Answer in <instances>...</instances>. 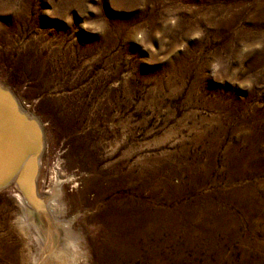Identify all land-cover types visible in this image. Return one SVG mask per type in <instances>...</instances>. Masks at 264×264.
<instances>
[{"label": "rangeland", "instance_id": "obj_1", "mask_svg": "<svg viewBox=\"0 0 264 264\" xmlns=\"http://www.w3.org/2000/svg\"><path fill=\"white\" fill-rule=\"evenodd\" d=\"M0 89L73 264H264V0H0ZM13 180L0 264H34Z\"/></svg>", "mask_w": 264, "mask_h": 264}, {"label": "bare ground", "instance_id": "obj_2", "mask_svg": "<svg viewBox=\"0 0 264 264\" xmlns=\"http://www.w3.org/2000/svg\"><path fill=\"white\" fill-rule=\"evenodd\" d=\"M8 99H9L8 96L4 94H0V118L2 119H5L4 114L8 111V108L10 107L9 102L11 100ZM14 109L15 112L18 115H20L16 105ZM21 117L25 119L27 122H30L28 121L30 120V118L26 117L28 119L27 120L22 115ZM38 128L40 130V135L42 140V133H41L42 131L39 126ZM7 132L8 129L6 128L5 125H3L2 128H0V149H1L0 176H5L9 173L8 168L10 164L7 165L6 163L3 162V159L5 158V154H6V149L8 147V145L6 146ZM38 153L39 151L36 154H31L28 157H26L24 162L21 164L20 169L16 172V174L12 178V180L14 179L13 181L16 182V185L24 192L23 196L19 193L21 190H19V192H15L16 194L15 196L17 197L18 201L23 205L26 204V206L27 205L34 206L33 208L35 210L33 212V210L31 211L29 208L27 209L26 207L27 217H25L24 219V222L26 224H28L27 222L29 219V221L32 222L35 226L33 228L37 230V233L34 235V241L37 243L41 252L38 253V256H36V258L34 257L35 261H33V263L34 264H73L71 260H73V257L75 255L74 248L72 247L73 252H71V250L70 252H68L69 241H70L68 240L69 232L63 227L61 223H59L58 220H55L56 218L53 219L52 206L56 205L57 201L53 200V202L48 203L49 197L45 196L41 198L39 195L36 194V191L34 190V187L32 185L34 184L35 181L32 179V177L34 176L38 166ZM12 180H10V182ZM25 184L30 185V189L26 190L27 188L25 187ZM51 196L53 197L55 196V194ZM46 209L49 210L48 211L49 214L46 212ZM48 251H52V252L48 254L49 253ZM7 253H8V259L11 260V257H13L14 260L16 259V256L12 254L13 252H7ZM48 256L50 257L48 258ZM22 260L26 263L31 264V262H28V257H23Z\"/></svg>", "mask_w": 264, "mask_h": 264}, {"label": "water", "instance_id": "obj_3", "mask_svg": "<svg viewBox=\"0 0 264 264\" xmlns=\"http://www.w3.org/2000/svg\"><path fill=\"white\" fill-rule=\"evenodd\" d=\"M0 94L8 96V100L12 101V103L11 101L9 102L10 107L4 114L5 119L0 118V128L5 125L8 129L6 134V146L8 145V147L3 162L7 165L10 164L9 173L5 176H0V188H2L9 184L26 157L40 151L42 140L37 124L33 121L27 122L15 112L16 103L7 92L0 90Z\"/></svg>", "mask_w": 264, "mask_h": 264}]
</instances>
